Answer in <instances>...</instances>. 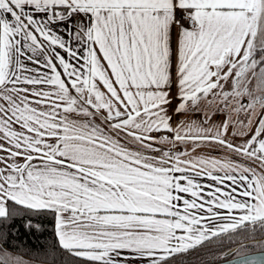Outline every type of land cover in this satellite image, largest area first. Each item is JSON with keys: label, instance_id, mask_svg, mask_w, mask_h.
Segmentation results:
<instances>
[{"label": "snow or ice", "instance_id": "6c2138e0", "mask_svg": "<svg viewBox=\"0 0 264 264\" xmlns=\"http://www.w3.org/2000/svg\"><path fill=\"white\" fill-rule=\"evenodd\" d=\"M225 241L264 264V0H0V264H215Z\"/></svg>", "mask_w": 264, "mask_h": 264}, {"label": "trees", "instance_id": "16d2710c", "mask_svg": "<svg viewBox=\"0 0 264 264\" xmlns=\"http://www.w3.org/2000/svg\"><path fill=\"white\" fill-rule=\"evenodd\" d=\"M37 220H38V218L34 216L33 217V223L34 224L37 223ZM51 229H52V225L49 224L47 222V220H42L41 221L40 230L39 231H35V234L31 235L25 241V243L27 245H31L32 246V251H33L34 254H35L36 249H38L40 245L51 243V236H50ZM21 231L23 232L24 230L21 229ZM260 239H261V236H260L259 233H257L255 240H251L250 238H244V242L246 244L252 243L253 246H255L259 242ZM231 246H236V244H230L229 242L225 241V244H224L223 247L211 246V253L206 255L204 257V259L206 261L211 262V261H213V257L216 258V261L220 260V259H223V258H226V257L223 256V251L226 248L231 247ZM37 264H38V262H37Z\"/></svg>", "mask_w": 264, "mask_h": 264}, {"label": "crops", "instance_id": "0c3cea01", "mask_svg": "<svg viewBox=\"0 0 264 264\" xmlns=\"http://www.w3.org/2000/svg\"><path fill=\"white\" fill-rule=\"evenodd\" d=\"M29 11H31V9H29ZM37 19H46V16L44 14H39L37 17ZM53 30L54 31H62V29H57L56 26H53ZM30 67H34V65H29ZM237 143H241L242 142V138H235ZM202 155H209L212 156L213 158H217V159H221L224 160L226 158H228V156L230 154L228 153H223L220 150H214V149H205L202 153ZM204 184H208L211 183V181L207 180L206 178L202 179L201 181Z\"/></svg>", "mask_w": 264, "mask_h": 264}, {"label": "water", "instance_id": "95a60500", "mask_svg": "<svg viewBox=\"0 0 264 264\" xmlns=\"http://www.w3.org/2000/svg\"><path fill=\"white\" fill-rule=\"evenodd\" d=\"M231 247H235V246H231ZM228 250V248L225 250V251H227ZM224 251V252H225ZM227 258H224V259H220V260H217V261H215V264H223V261L224 260H226ZM212 262V261H211Z\"/></svg>", "mask_w": 264, "mask_h": 264}, {"label": "rangeland", "instance_id": "374dc122", "mask_svg": "<svg viewBox=\"0 0 264 264\" xmlns=\"http://www.w3.org/2000/svg\"><path fill=\"white\" fill-rule=\"evenodd\" d=\"M214 150H220V151H222L223 153H225V151L222 150V149H214ZM228 248H229V247H228ZM226 249H227V248H226ZM226 249H225V250H226ZM225 250H224V251H225ZM224 251H223V253H224ZM223 259H224V258H223Z\"/></svg>", "mask_w": 264, "mask_h": 264}]
</instances>
